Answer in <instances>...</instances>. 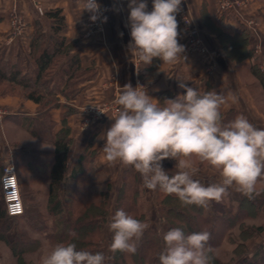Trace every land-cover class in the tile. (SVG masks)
I'll return each mask as SVG.
<instances>
[{
	"label": "trees",
	"instance_id": "trees-1",
	"mask_svg": "<svg viewBox=\"0 0 264 264\" xmlns=\"http://www.w3.org/2000/svg\"><path fill=\"white\" fill-rule=\"evenodd\" d=\"M46 15L52 21L50 31L45 30L40 19L36 20L37 28L28 53L33 59L28 62V67L23 55H15L14 52L7 55L0 49V85L5 82L12 89L18 87L26 90L23 96L39 106L35 116L10 114V120L32 138L46 140L51 146L50 149H17V153L28 160L29 172L39 181L49 184L46 212L51 218L50 224L42 211L32 214L25 208L23 215H8L0 185V239L10 247L13 255L18 260L24 259L42 247L45 244L43 240H50L54 245L74 242L78 249L92 254L102 252L108 257L106 264H160L158 257L164 247L163 235L172 228L180 227L186 234L200 231L211 234L209 244L215 249L214 264H264V244L251 250L246 243L249 238L264 231V187L257 189L261 194L254 199H248L238 192L237 198L224 196L219 202H210L207 208L183 206L176 196L166 195L157 189L160 204L157 225L164 223L167 226L165 231H161L152 229L148 223V213L143 207L142 179L131 166H127L123 172V181L117 190L112 210L110 194L113 181L104 167L97 165L98 149L89 144L71 165L69 152L73 138L68 117L74 109L67 106L62 125L57 130V123L52 120L50 111L61 107L62 103L53 95L76 98L81 85L93 78L96 72L83 66L75 53L77 42H69L62 35L66 27L62 11L52 10ZM217 34L223 40L229 56L241 59L255 55L254 48H249V32L232 36L218 30ZM59 59L63 60L59 62ZM251 70L264 86V71L257 64L251 65ZM209 90L211 88L208 87L204 92ZM181 94H185L184 91ZM181 94L170 89L160 92L159 99L163 106L165 99H175ZM221 113L224 123L238 116L235 110ZM1 173L0 169V178ZM259 184H264V181ZM120 209L149 225L136 254L119 251L113 254L109 247H101L104 225ZM252 219L260 223L253 225L250 223ZM217 225H220L218 231L215 229ZM13 227L15 233L10 239L9 233L14 230ZM236 228L240 242L234 245L230 259L225 260L217 252L226 241L234 240L232 232ZM31 231L41 234L42 239H34ZM71 233L76 236L73 237ZM113 235L111 231L109 246ZM24 264L33 263L25 261Z\"/></svg>",
	"mask_w": 264,
	"mask_h": 264
},
{
	"label": "clouds",
	"instance_id": "clouds-1",
	"mask_svg": "<svg viewBox=\"0 0 264 264\" xmlns=\"http://www.w3.org/2000/svg\"><path fill=\"white\" fill-rule=\"evenodd\" d=\"M181 3L182 0H153L152 10L148 11L145 0H129L127 26L131 40L127 51L132 61L149 65L153 58H159L173 64L186 58L185 46L178 42L176 17L182 10ZM83 10L91 14L92 22L102 13L97 0H84ZM106 20L104 17L103 22ZM178 79V87L185 94L165 99L163 106L142 85L134 88L128 83L120 87L114 100L116 114L110 117L113 122L98 136L104 141L105 160L110 165L119 162L131 166L140 174L143 187L174 195L183 206L207 208L210 202H219L226 196L229 189L248 199L259 196L257 184L264 181V129L243 115L223 122L221 107L229 100L237 102L231 92L200 93L185 83L187 79ZM193 158L214 168L219 182L205 186L194 179L198 168ZM166 159L176 161L172 175L163 168L162 161ZM108 226L114 233L109 246L113 254H136L149 227L123 209L115 212ZM210 238L208 231L186 234L180 227L170 229L163 235L160 264H214L215 249L209 244ZM107 259L102 252L92 254L67 242L53 246L41 264H106Z\"/></svg>",
	"mask_w": 264,
	"mask_h": 264
},
{
	"label": "crops",
	"instance_id": "crops-1",
	"mask_svg": "<svg viewBox=\"0 0 264 264\" xmlns=\"http://www.w3.org/2000/svg\"><path fill=\"white\" fill-rule=\"evenodd\" d=\"M16 1L13 3L12 0H0V45H5L8 53L15 51L17 54L25 55L30 49L31 35L36 27L37 19H40L45 30L50 31L52 21L47 16L44 18L41 10L46 13L60 9L66 20L62 35L69 42H77L75 53L79 55L83 66L94 69L96 72L93 78L81 85V91L73 101L76 111L68 117V125L71 127L73 138L69 152L71 165L91 144L93 148L98 149L97 165L103 166L107 175L112 178L113 185L120 187L123 172L127 166L119 162L110 165L105 160L102 151L104 141L98 139V136L110 127L113 122L110 117L113 115L96 120L88 127H83L82 123L89 115L87 108L114 102L120 92V87L128 83L134 88L138 85L144 86L148 95L159 101V93L162 91L175 89L179 94L184 91L178 87V78L187 79L185 83L196 88L200 93L208 87L218 93L231 92L236 95L237 102L232 103L229 100L221 107V111L226 113L229 110H235L238 115L245 116L257 128L264 129V113L261 112L246 83V80H249L248 76L252 75L251 65L257 64L264 70V0H246L245 6L229 13L221 12L216 0H182L181 7L188 10L194 24L199 28L200 35L209 48L208 52L201 53L195 50L193 54L183 53L186 58L173 64L163 63L159 58H153L149 65H144L135 59L132 61L127 51V45L131 40L130 27L127 26L130 13L129 0H97V3L101 5L102 13L95 22L90 20L91 14L83 10L84 0ZM145 2L148 6L147 10L151 11L153 0H145ZM14 10L27 19L26 35L15 43L6 44L11 28L10 15ZM104 17H107L106 22H103ZM253 17L259 24L257 36L251 34L247 25ZM176 18L179 32L178 42L186 48L187 25L180 19L179 13ZM218 30L232 36L249 32V48L255 50V44L260 41L262 50L261 52L255 51L253 57L233 58L225 50L223 40L217 34ZM4 102L7 101L0 98V103ZM24 104L30 109H14L12 113L18 117L35 116L38 105L28 99ZM66 110L67 108L63 105L51 111L53 120L60 123L58 128L62 125L61 121ZM0 139L2 143L6 141L10 144L5 134L2 135L1 132ZM175 164L176 161L172 159L162 161L164 170L169 174L175 172ZM199 181L207 186L202 179ZM217 182L219 181L215 183ZM45 186L49 191V184L46 183ZM228 195L237 198L238 192L229 189L226 196ZM9 238L13 239L10 236ZM261 244H264V237L252 250Z\"/></svg>",
	"mask_w": 264,
	"mask_h": 264
},
{
	"label": "rangeland",
	"instance_id": "rangeland-1",
	"mask_svg": "<svg viewBox=\"0 0 264 264\" xmlns=\"http://www.w3.org/2000/svg\"><path fill=\"white\" fill-rule=\"evenodd\" d=\"M12 1H13V3L17 2L16 0H12ZM246 4L247 3H245L243 6H245ZM41 12H42L41 14L43 15V17L47 16L46 13L44 12V10H41ZM14 17L21 19V22L23 24V26L21 27V31L20 30L16 31L13 29V18ZM190 19H191V17H190ZM250 20L254 22L255 27L258 29L259 24H258V21L256 20V18L253 17ZM191 21H193V20L191 19ZM192 23L194 24V22H192ZM10 24H11V28H10V32L8 33V36H7L6 44L7 43L8 44L15 43L19 38H24V36L26 35L27 26H28L26 17L21 15L20 13H18V11H16V10H14L13 13L10 15ZM36 28H37V23H36V27H35L32 35H31V38H32L33 34L35 33ZM31 41H32V39H31ZM203 42L207 47V49H206L207 51L205 52V53H207L209 48L207 46V43L204 40H203ZM4 46L0 45V49H2L1 51L5 52L7 55H9L6 47H4ZM261 48H262V46H261ZM29 50H27L25 55L24 54H17V52L12 51L15 53V55H23L24 56L23 60H24L26 67H28L27 66L28 62L33 59V57L28 55ZM194 51L193 50L187 51V48H185L184 53H186V55H189V54H193ZM196 51H198V50H196ZM255 51H256V49H255ZM62 60L63 59H59L58 61L60 62ZM261 70L264 71L262 68H261ZM248 77H249V80L248 81L246 80V83L248 85L250 93L253 95V98L257 101V103L261 109V112L264 113V86L258 80L257 76H255L253 74V72H252V75L248 76ZM25 91L26 90L18 88V87L15 89H12L11 87L7 86V84L5 82H2V84L0 85V98H3V99H5V101H7V102H4L3 104L0 103V132L2 135L5 134L7 140L11 144V145L8 144L6 141H4L3 143H5V144H3L2 140L0 139V169L2 172V168L6 163L11 162V161L15 163V165L18 168L17 172H18V176H19V180H20V184H21L22 195H23V191H24L23 199H24V204H25L26 210L27 211L29 210L30 213H32V214L37 213L39 211H42L47 217L46 222H48V224H50L51 218L49 216H47V212H46L47 197H48V193H49V191H47V188L45 186L46 183L39 181L37 178H35L29 172L28 160H26L24 155L17 153L18 150L16 149V148H22V149L23 148H25V149H33V148L34 149H41V148L47 149L48 148L49 149L50 145L48 144V142L46 140H36V139L32 138L26 131H24L21 127H19L17 124H15L9 118L10 114H13L12 111H15L14 109H20V108L21 109L22 108L30 109V107L28 105L24 104L25 100H27L23 96ZM53 96H54V98H59L62 101L61 106L64 105L66 108H67V106L71 107L74 109L73 113H75L76 108H74V106H73V103H74L73 101L75 100V98L67 99V98H65V96L60 95V94H55ZM94 108H96V107L87 108L86 111L92 110ZM37 110H38L37 111V113H38L39 112V106H37ZM51 111H50V115H51ZM89 114H91V112ZM52 120H53V118H52ZM55 122L57 123L56 129L58 130L59 129L58 125L60 123L57 121H55ZM83 123H84V121H83ZM83 123H82V126L85 127V125ZM93 123H95V121L87 124L86 127H88L89 125H91ZM17 145L19 147H17ZM193 159H194V162L196 164V167L198 168V172H197L196 176H194V179H197V180L202 179L203 181H205V183L207 185L215 183L216 181H219V179H220L219 174L214 168H212L211 166H209L206 163L201 164L198 161H195V158H193ZM122 181H123V179H122ZM263 185L264 184L258 183L257 189L260 187L261 188L264 187ZM117 190H118V187L113 185L112 190H111V194H110V206H111L112 210H113L114 199H115V196L117 194ZM143 205H144L143 206L144 211L146 213H148L147 216L149 217L148 223H149L150 227L152 229H155V230L160 229L161 231H165L167 229L166 224L162 223L159 226L157 225V221L160 219V216H159L160 204H159V201L157 198V191L156 190L155 191L147 190L144 187ZM190 213H192V212H190ZM34 218L39 219L38 216L37 217L35 216ZM250 223H252L254 225V224L260 223V221L252 219V220H250ZM108 225H109V222L106 223L104 225V228H103V241L101 243L102 249H108V247H109V240H110L111 231H110ZM219 226L220 225H217L215 228L217 231L220 228ZM13 229L14 230H12L9 233V236L11 238L14 236L15 227H13ZM30 233L32 234V237L34 239H38V240L42 239L41 234H38V233L32 232V231ZM232 235H233L234 240L232 242L226 241L224 243L222 249L218 250V252H217V254L225 260L230 259L229 256L232 253L231 251L233 250L234 245L236 243L240 242L239 235H238V228L233 230ZM216 236H217V233H216ZM263 237H264V231L262 233H260L258 236L249 238L246 241L249 249L252 250V248L255 247L256 244ZM43 241L45 244L42 247H40L37 251H35L31 254H28L27 256H25L24 259L18 260L13 255L10 247L7 246L0 239V264H15V263L16 264H24L25 261L27 263H30V261H32L33 264H41L42 257L45 256L46 254H48V252H50L52 247L55 246L54 244H52V242L50 240H43Z\"/></svg>",
	"mask_w": 264,
	"mask_h": 264
},
{
	"label": "built area",
	"instance_id": "built-area-1",
	"mask_svg": "<svg viewBox=\"0 0 264 264\" xmlns=\"http://www.w3.org/2000/svg\"><path fill=\"white\" fill-rule=\"evenodd\" d=\"M218 8L223 13L232 12L238 8H241L246 0H216ZM181 11L179 12L180 19L187 25V39H186V48L187 51L198 50L201 53H205L207 50L206 45L203 42L202 37L200 36L199 29L195 26L190 19V15L188 14V10L181 7ZM248 29L252 35H258V29L255 27L254 22L249 20ZM23 26L21 19L14 17L13 18V29L16 31H21V27ZM261 42L258 41L255 44V49L257 52L261 51ZM117 105L114 102L105 103L101 106H98L92 110H89V114L85 120L84 125L92 123L96 120L103 118L108 115H115L117 110ZM104 112H100V111ZM9 163L13 166V170ZM7 167V172H6ZM1 192L2 197L5 203L6 211L10 216H20L25 213V204L21 191V184L17 172V167L14 162H8L3 166L2 174L0 178Z\"/></svg>",
	"mask_w": 264,
	"mask_h": 264
}]
</instances>
